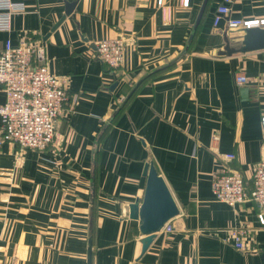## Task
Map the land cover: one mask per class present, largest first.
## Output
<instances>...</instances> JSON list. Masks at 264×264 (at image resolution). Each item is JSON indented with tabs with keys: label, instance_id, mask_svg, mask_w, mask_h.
<instances>
[{
	"label": "crops",
	"instance_id": "1",
	"mask_svg": "<svg viewBox=\"0 0 264 264\" xmlns=\"http://www.w3.org/2000/svg\"><path fill=\"white\" fill-rule=\"evenodd\" d=\"M13 1L25 11L0 31V48L21 35L40 40L50 71L67 76L68 99L56 146L0 143V264H86L89 238L91 264H264V210L251 200L231 207L210 188L226 166L249 191L250 168L264 159V49L225 53L242 31L213 24L221 0ZM230 8V19L264 18V0ZM116 36L126 44L110 69L91 55ZM147 160L179 213L141 253L127 205ZM230 230L243 231L242 249Z\"/></svg>",
	"mask_w": 264,
	"mask_h": 264
},
{
	"label": "built area",
	"instance_id": "2",
	"mask_svg": "<svg viewBox=\"0 0 264 264\" xmlns=\"http://www.w3.org/2000/svg\"><path fill=\"white\" fill-rule=\"evenodd\" d=\"M233 0H221L213 14V24L226 20L229 28L264 26V18L230 19ZM160 5L161 0H157ZM25 7L13 0H0V31L10 30L11 17L24 12ZM126 40L121 36L105 38L95 43L92 58L99 60L110 69H116L122 62ZM236 84L247 80L242 71L234 75ZM67 76L50 71L45 57V46L38 39L21 35L16 44L6 39L0 48V89L4 100L0 103V143L12 141L20 150H41L58 144L59 134L56 122L64 112L68 99ZM264 138V114L259 119ZM234 154H222L225 162L231 161ZM252 188L246 189L242 175L223 166L211 174L210 188L213 197L229 206L247 200L256 202L264 210V159L250 168ZM258 221L264 224V214H257ZM170 230V225L164 226ZM241 230H230L234 246L242 249Z\"/></svg>",
	"mask_w": 264,
	"mask_h": 264
},
{
	"label": "water",
	"instance_id": "3",
	"mask_svg": "<svg viewBox=\"0 0 264 264\" xmlns=\"http://www.w3.org/2000/svg\"><path fill=\"white\" fill-rule=\"evenodd\" d=\"M206 1V0H205ZM75 2L67 3L65 13H69ZM205 3V2H204ZM62 16L54 27L63 19ZM240 41L234 47L226 44V54L235 52L246 53L264 49V26L241 28ZM116 84V81L112 84ZM112 86V87H113ZM142 176L144 187L132 202L127 205V216L137 221L141 235V253L151 243L154 235L162 230L167 222L179 213V207L170 192L164 178L157 172L151 160L143 164ZM86 264H91V239L88 240Z\"/></svg>",
	"mask_w": 264,
	"mask_h": 264
}]
</instances>
